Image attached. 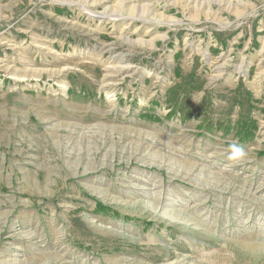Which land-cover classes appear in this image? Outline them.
I'll return each instance as SVG.
<instances>
[{
	"label": "rangeland",
	"instance_id": "rangeland-1",
	"mask_svg": "<svg viewBox=\"0 0 264 264\" xmlns=\"http://www.w3.org/2000/svg\"><path fill=\"white\" fill-rule=\"evenodd\" d=\"M0 264H264V0H0Z\"/></svg>",
	"mask_w": 264,
	"mask_h": 264
},
{
	"label": "clouds",
	"instance_id": "clouds-1",
	"mask_svg": "<svg viewBox=\"0 0 264 264\" xmlns=\"http://www.w3.org/2000/svg\"><path fill=\"white\" fill-rule=\"evenodd\" d=\"M229 148H230L231 153H232V159H235L237 161H243L244 159H246L247 152L244 149V147L242 145H240L238 142L232 141L229 144Z\"/></svg>",
	"mask_w": 264,
	"mask_h": 264
},
{
	"label": "trees",
	"instance_id": "trees-1",
	"mask_svg": "<svg viewBox=\"0 0 264 264\" xmlns=\"http://www.w3.org/2000/svg\"><path fill=\"white\" fill-rule=\"evenodd\" d=\"M98 205H99L100 207H103V204H101V203H99Z\"/></svg>",
	"mask_w": 264,
	"mask_h": 264
}]
</instances>
